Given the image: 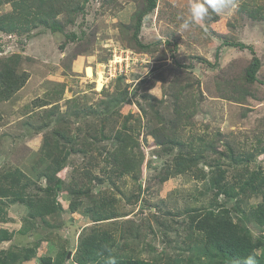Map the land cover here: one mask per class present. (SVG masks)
Masks as SVG:
<instances>
[{"label":"rangeland","instance_id":"1","mask_svg":"<svg viewBox=\"0 0 264 264\" xmlns=\"http://www.w3.org/2000/svg\"><path fill=\"white\" fill-rule=\"evenodd\" d=\"M191 2L156 0L139 41L134 22L147 0H88L73 23L60 16L59 31H0V71L20 54L17 72L28 77L0 102V231L11 234L0 251L19 254L14 264H102L82 263L80 242L103 232L124 255L200 262L205 238L188 221L206 205L249 229L264 264V224L255 217L262 196L217 195L209 185L216 165L235 185L241 173L264 171V0H233L183 30ZM12 9L1 5L0 16ZM121 133L136 166L106 175ZM180 143L198 155L193 169L175 168ZM61 149L70 153L54 173ZM105 209L115 217L96 221Z\"/></svg>","mask_w":264,"mask_h":264},{"label":"trees","instance_id":"2","mask_svg":"<svg viewBox=\"0 0 264 264\" xmlns=\"http://www.w3.org/2000/svg\"><path fill=\"white\" fill-rule=\"evenodd\" d=\"M87 1L88 0H0V6L5 3H11L13 7L10 12L0 16V31L17 33L32 32L39 26L49 27L53 31L62 30V23L59 21L60 16L66 14L68 22L73 23L76 15L83 11ZM155 6L156 0H147L146 7L136 12V21L134 22L136 41H139L138 32L142 25L143 16L146 15L147 12L152 11ZM262 17L264 18V16ZM140 45L143 49L147 47L144 44ZM234 45L245 46L242 42L235 43ZM21 61L22 56L20 54H14L5 62L6 64H3L2 71H0V102L2 100H8L28 79L25 73L19 74L17 72V67ZM258 68L259 59L256 58L247 69V78L251 82L255 79ZM1 120L2 116L0 114V122ZM55 132H57L59 136H65L61 131ZM123 135L124 133H121L116 137L118 145L112 153V157L108 156L105 158V162L111 165L110 171L104 170L106 175L115 173L117 168L120 175L130 174L134 171L133 168H135L136 165L128 149L131 144L123 138ZM124 141L125 145L122 144ZM54 143L59 153L60 143L59 141ZM87 146L91 148L90 144ZM73 148L76 151L87 152L85 147L77 148L73 144ZM180 149L181 152L176 158L175 168L182 171L193 169V166L196 165L195 163L198 155H191L189 152L184 153L185 143H180ZM62 151L64 152V156L59 157V155H57L54 159L56 165L54 173H58L65 167L70 150L64 149ZM98 159L99 156H95L92 158L90 164H98L100 161ZM17 172L19 175H23L19 169H17ZM241 175L242 177L235 185L234 180H228L227 170L223 169L220 165H216L213 174L209 178V185L210 187L217 186L219 188L217 195L225 194L233 196L239 195L240 193L246 195H261L262 201L255 210V217L261 224H264V171H255L250 174L241 173ZM46 176L48 179L51 178L48 172ZM206 177L207 174L204 172L200 177L198 176L199 179H206ZM89 182H92V180L88 178V183ZM57 184V188H61V182L58 181ZM77 191L82 192L84 190L80 188ZM2 211L6 214L4 207ZM104 211H107V209L103 210L99 216H97L95 219L96 221L111 220L115 217V211L113 210L106 217L102 216ZM189 215L188 222L190 229L200 232L205 238L201 250L204 260L200 262L180 254L166 256L164 258L156 257L151 260L141 258L140 256L133 257V253L124 255L122 252L114 250L115 248L112 243H116V240L113 238V235L108 234V232L87 236L81 240L80 246L83 250L80 255V261L82 263H88L101 259L102 264H112L113 261L114 264H228V262L240 264L246 257L254 256L256 263H260L261 256L257 253V249L261 245L260 242L254 240L246 226L235 222L227 209L206 205L202 208L193 209ZM10 236L11 234L8 230L3 229L0 231V241L8 239ZM111 240L112 242L110 243ZM105 252L109 254L108 257H106ZM18 258L19 254H14L13 252L8 253L4 250L0 251V264H14Z\"/></svg>","mask_w":264,"mask_h":264},{"label":"clouds","instance_id":"3","mask_svg":"<svg viewBox=\"0 0 264 264\" xmlns=\"http://www.w3.org/2000/svg\"><path fill=\"white\" fill-rule=\"evenodd\" d=\"M233 0H192L189 8L190 19L181 24V29L186 30L190 24L199 23L211 11L220 14L229 8ZM114 264V261L112 262ZM240 264H256L254 256H248Z\"/></svg>","mask_w":264,"mask_h":264},{"label":"water","instance_id":"4","mask_svg":"<svg viewBox=\"0 0 264 264\" xmlns=\"http://www.w3.org/2000/svg\"><path fill=\"white\" fill-rule=\"evenodd\" d=\"M69 256H70V254H69Z\"/></svg>","mask_w":264,"mask_h":264}]
</instances>
